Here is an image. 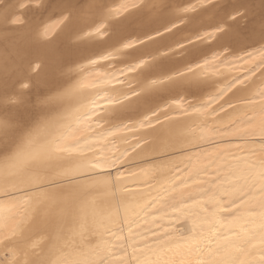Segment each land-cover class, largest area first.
Masks as SVG:
<instances>
[{"label":"snow or ice","instance_id":"snow-or-ice-1","mask_svg":"<svg viewBox=\"0 0 264 264\" xmlns=\"http://www.w3.org/2000/svg\"><path fill=\"white\" fill-rule=\"evenodd\" d=\"M0 264H264V0H0Z\"/></svg>","mask_w":264,"mask_h":264}]
</instances>
